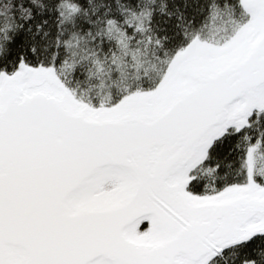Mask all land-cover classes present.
I'll use <instances>...</instances> for the list:
<instances>
[{"label": "snow or ice", "instance_id": "6c2138e0", "mask_svg": "<svg viewBox=\"0 0 264 264\" xmlns=\"http://www.w3.org/2000/svg\"><path fill=\"white\" fill-rule=\"evenodd\" d=\"M0 264H264V0H0Z\"/></svg>", "mask_w": 264, "mask_h": 264}]
</instances>
